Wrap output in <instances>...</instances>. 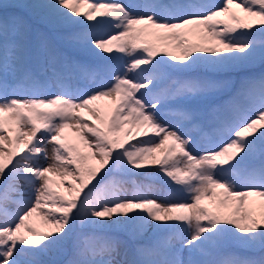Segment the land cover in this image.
<instances>
[{"label":"snow or ice","instance_id":"obj_1","mask_svg":"<svg viewBox=\"0 0 264 264\" xmlns=\"http://www.w3.org/2000/svg\"><path fill=\"white\" fill-rule=\"evenodd\" d=\"M0 264H264V0H0Z\"/></svg>","mask_w":264,"mask_h":264},{"label":"rangeland","instance_id":"obj_2","mask_svg":"<svg viewBox=\"0 0 264 264\" xmlns=\"http://www.w3.org/2000/svg\"><path fill=\"white\" fill-rule=\"evenodd\" d=\"M7 0H3V2H6ZM13 1H18L20 2V0H13ZM208 2L212 3V4H222L223 3V0H208ZM81 12H83V10H81ZM82 18V17H81ZM81 18H78V19H81ZM83 19V18H82ZM118 55V54H117ZM116 55V56H117ZM202 55H211V54H202ZM52 91H57L56 89H53ZM103 103V102H101ZM110 103V102H109ZM65 135L69 137V139L71 141H77L76 143H80L76 137H75V133L72 131V129L68 128V129H65ZM131 139V138H129ZM142 139V138H141ZM132 142H135V141H132ZM50 147V146H49ZM80 147L82 148V150L84 151H88L87 148H85L83 146L82 143H80ZM23 149H24V145H21L20 146V150L21 152H23ZM93 163H96V161H93ZM151 167V168H149ZM155 168H152V165H149L147 168L145 169H142V170H138V171H145V172H148L149 173V176L150 174L152 173V171L154 170ZM144 181H148L144 179V177H141ZM77 184L79 183L78 181L76 182ZM157 188L154 189L153 191H151V195L156 198L158 201L160 202H163L164 200L166 199H182L184 198L183 195H174L171 191H168L166 189H163L161 185L159 184H154ZM65 189H61L60 187L57 188V191H60V192H64L65 194H67V184L64 185ZM132 193H127V195H131ZM205 203H209L208 201H205ZM36 223L37 225L40 224V221L38 218H36ZM149 235H151V232L149 233Z\"/></svg>","mask_w":264,"mask_h":264},{"label":"trees","instance_id":"obj_3","mask_svg":"<svg viewBox=\"0 0 264 264\" xmlns=\"http://www.w3.org/2000/svg\"><path fill=\"white\" fill-rule=\"evenodd\" d=\"M6 3H8L9 5H15V4H18L19 2L13 1V0H7ZM150 180L154 183L162 184V185H166L168 183V180L165 177H163L162 174H158L157 171L154 174H152V177ZM147 184H150V183H147ZM150 185H151V189L155 188L152 184H150ZM128 188H129V191H131V185H128ZM168 188L176 192V190L179 188V186L172 183V185L168 186Z\"/></svg>","mask_w":264,"mask_h":264},{"label":"bare ground","instance_id":"obj_4","mask_svg":"<svg viewBox=\"0 0 264 264\" xmlns=\"http://www.w3.org/2000/svg\"><path fill=\"white\" fill-rule=\"evenodd\" d=\"M67 179H68L69 181H72V177H68ZM60 188L63 189V190L65 189V187H60Z\"/></svg>","mask_w":264,"mask_h":264}]
</instances>
